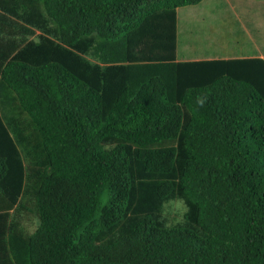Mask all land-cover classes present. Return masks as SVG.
Returning <instances> with one entry per match:
<instances>
[{
    "label": "trees",
    "instance_id": "1",
    "mask_svg": "<svg viewBox=\"0 0 264 264\" xmlns=\"http://www.w3.org/2000/svg\"><path fill=\"white\" fill-rule=\"evenodd\" d=\"M201 2L0 0V264H264V60H179Z\"/></svg>",
    "mask_w": 264,
    "mask_h": 264
},
{
    "label": "rangeland",
    "instance_id": "2",
    "mask_svg": "<svg viewBox=\"0 0 264 264\" xmlns=\"http://www.w3.org/2000/svg\"><path fill=\"white\" fill-rule=\"evenodd\" d=\"M261 21L263 24L264 1L202 0L196 6L179 8L177 56L179 60L248 57L254 52L252 36L256 39L264 34Z\"/></svg>",
    "mask_w": 264,
    "mask_h": 264
},
{
    "label": "clouds",
    "instance_id": "3",
    "mask_svg": "<svg viewBox=\"0 0 264 264\" xmlns=\"http://www.w3.org/2000/svg\"><path fill=\"white\" fill-rule=\"evenodd\" d=\"M207 101L206 96H200L197 98V104L199 107H203ZM171 206V207H170ZM162 210L159 213L161 221L164 222V227L168 228L170 223L165 222L168 220L170 215L177 217L176 222L179 223L190 211L187 203L182 198L169 199L166 202H162Z\"/></svg>",
    "mask_w": 264,
    "mask_h": 264
},
{
    "label": "crops",
    "instance_id": "4",
    "mask_svg": "<svg viewBox=\"0 0 264 264\" xmlns=\"http://www.w3.org/2000/svg\"><path fill=\"white\" fill-rule=\"evenodd\" d=\"M260 27H263L264 29V21H263V24H262V21H261V26ZM262 42L258 43V44H254V54H249V58H254V57H257V58H261L264 60V34L263 32H261V36H260Z\"/></svg>",
    "mask_w": 264,
    "mask_h": 264
}]
</instances>
